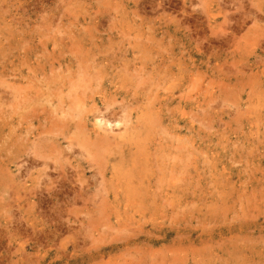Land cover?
<instances>
[{"label":"rangeland","instance_id":"1","mask_svg":"<svg viewBox=\"0 0 264 264\" xmlns=\"http://www.w3.org/2000/svg\"><path fill=\"white\" fill-rule=\"evenodd\" d=\"M0 264H264V0H0Z\"/></svg>","mask_w":264,"mask_h":264},{"label":"bare ground","instance_id":"2","mask_svg":"<svg viewBox=\"0 0 264 264\" xmlns=\"http://www.w3.org/2000/svg\"><path fill=\"white\" fill-rule=\"evenodd\" d=\"M22 49V48H21ZM16 62V61H15ZM14 64V63H13ZM16 64V63H15ZM86 66V65H85ZM93 66V65H92ZM102 66V65H101ZM18 68V67H17ZM16 68V69H17ZM125 71V70H124ZM13 72H14V70H13ZM94 72V71H93ZM134 72V71H133ZM57 73V72H56ZM80 74V73H79ZM100 81V80H99ZM15 82V81H14ZM20 83V82H19ZM79 83H81V81L79 82ZM119 83V82H118ZM15 84V83H14ZM22 84V83H21ZM29 84V83H28ZM34 84V83H33ZM19 85V84H18ZM23 85V84H22ZM31 85V84H30ZM5 86H7V85H5ZM15 86V85H14ZM21 86V85H20ZM29 86V85H28ZM121 86V85H120ZM25 87V86H24ZM14 89H15V87H13ZM116 88V87H115ZM119 88V87H118ZM13 89V90H14ZM18 89V88H17ZM19 89H21V87L19 88ZM25 89V88H24ZM33 89V88H32ZM53 89V88H52ZM22 90H23V88H22ZM26 90V89H25ZM122 90V89H121ZM18 92H20L19 90H18ZM24 92V91H23ZM35 92H37V91H35ZM118 92H119V90L117 91L116 89H115V94H118ZM21 93V92H20ZM43 93V92H42ZM17 94V93H16ZM16 94H15V96H16ZM25 95V94H24ZM28 95V94H27ZM18 97H21V96H18ZM125 97V96H124ZM57 98V97H56ZM122 98V97H121ZM126 98V97H125ZM19 99V98H18ZM109 99V98H108ZM124 98H122V100H123ZM32 100V99H31ZM24 101V100H23ZM22 101V102H23ZM49 101V100H48ZM103 101V100H102ZM101 101V102H102ZM125 101V100H124ZM131 101V100H130ZM129 101V102H130ZM18 102V101H17ZM127 102V101H126ZM16 103V102H15ZM19 103V102H18ZM107 103V102H106ZM105 103V104H106ZM136 103V102H135ZM27 103H25L24 105H26ZM28 104H30L29 102H28ZM27 104V105H28ZM34 104H36V103H34ZM104 104V103H103ZM132 104H134L133 102H132ZM8 105H10V106H13L12 105V101H11V103H9ZM17 106H19L18 104H17ZM126 106H127V104H126ZM125 106V107H126ZM133 106V105H132ZM136 106H138V105H136ZM13 107H15V105L13 106ZM20 107V106H19ZM26 107V106H25ZM134 107V106H133ZM24 108V107H23ZM83 108V107H82ZM16 109V108H15ZM14 109V110H15ZM43 109V108H42ZM127 109V108H126ZM130 109H131V106H130ZM128 110V109H127ZM135 111H136V109H134ZM28 111V110H27ZM26 111V112H27ZM123 111V110H122ZM121 111V112H122ZM126 111V110H125ZM124 111V112H125ZM83 112V111H82ZM126 112H128V111H126ZM126 112H125V114H126ZM133 112V111H132ZM32 113V112H31ZM129 113V112H128ZM75 115H79L80 113H76V110H75V113H74ZM40 116V115H39ZM61 116V115H60ZM126 116V115H125ZM125 116H123V117H125ZM38 117V116H37ZM39 118V117H38ZM43 118H45V117H43ZM84 119L85 120H83V123H82V129H81V136L83 137L82 139H80V140H78L79 141V143H81L83 146H84V143H86V144H89V143H93V144H95V143H109L110 144V142H107V139L105 140V139H102L100 136H99V133L98 132H96V130L94 129V128H92L91 129V127L89 128V126H88V120H87V117H84ZM93 119V118H92ZM37 120V119H36ZM97 120V119H96ZM99 120V119H98ZM124 120V119H123ZM130 120V119H129ZM46 121V120H45ZM90 121V120H89ZM100 122V121H99ZM49 123V122H48ZM121 123V122H120ZM95 124V123H94ZM99 123H97V125H98ZM108 124V123H107ZM111 123H109L108 125H110ZM127 124V123H126ZM135 123L133 122V125H134ZM130 126V125H129ZM45 127V126H44ZM36 128H37V126H36ZM35 128V129H36ZM48 128V127H47ZM95 128H98V130L100 129L98 126L97 127H95ZM102 128V127H101ZM130 128H132V126H130ZM62 129V128H61ZM15 130V129H14ZM44 130V129H43ZM49 130H50V128H49ZM36 131V130H35ZM47 131V130H46ZM106 131V130H105ZM45 132V131H44ZM103 132H104V130H103ZM70 134V133H69ZM101 134V133H100ZM103 136V138H104V135H102ZM108 136V135H107ZM39 137V136H38ZM80 137V136H79ZM114 138V137H113ZM37 139V138H36ZM44 140L43 138H40V140ZM92 139H93V141H92ZM95 139V140H94ZM176 139V138H175ZM42 140L40 141V143H42ZM189 140V139H188ZM39 141V140H38ZM38 141H36V142H38ZM45 141V140H44ZM43 141V142H44ZM47 141H48V138H47ZM14 142V141H13ZM34 142H35V140H34ZM192 142V141H191ZM101 144V145H102ZM34 145V144H33ZM90 145V144H89ZM88 145V146H89ZM92 145V144H91ZM104 145V144H103ZM119 145H121V144H119ZM118 144H117V146H119ZM124 145V144H123ZM39 146V145H38ZM105 146V145H104ZM103 146V147H104ZM114 146V145H113ZM34 147V146H33ZM95 147H98V146H95ZM102 147V148H103ZM123 148V147H122ZM31 149H33V148H31ZM120 149V148H119ZM123 149H125V148H123ZM101 151V150H100ZM99 151V152H100ZM111 151V150H110ZM121 151V150H120ZM34 152V151H33ZM117 152H119V150L117 151ZM116 152V153H117ZM124 152H127V151H124ZM130 153V152H129ZM38 154V153H37ZM122 154V153H121ZM127 154V153H126ZM39 155V154H38ZM119 155H120V153H119ZM129 155V154H128ZM127 155V156H128ZM120 156H122V155H120ZM117 157H118V155H117ZM129 157H130V155H129ZM45 159H47L46 157H45ZM49 160V159H48ZM43 161V160H42ZM52 163V162H51ZM140 163H142V162H140ZM130 164V163H129ZM143 164V163H142ZM123 165V164H122ZM144 165V164H143ZM217 167V166H216ZM214 168V167H213ZM218 168V167H217ZM220 170V169H219ZM216 171V170H215ZM214 171V172H215ZM218 171V170H217ZM217 173V172H216ZM219 173V172H218ZM105 178V177H104ZM103 178V179H104ZM136 179V178H135ZM105 181V180H104ZM132 181V180H131ZM113 182V181H112ZM111 182V183H112ZM215 182V181H214ZM138 183V182H137ZM217 183H219L218 181H217ZM216 183V184H217ZM116 184H117V182H116ZM111 185V184H110ZM122 186V185H121ZM115 188H117V187H115ZM130 189V188H129ZM143 189V188H142ZM144 190V189H143ZM114 191H117V190H114ZM113 191V192H114ZM127 192V191H126ZM122 194V193H121ZM115 195V194H114ZM124 197V196H123ZM113 198V197H112ZM136 200V199H135ZM134 200V201H135ZM116 201V200H115ZM132 201H133V198H132ZM137 201V200H136ZM165 201V200H164ZM163 201V202H164ZM128 202V201H127ZM126 202V203H127ZM131 202V201H130ZM133 203V202H132ZM135 204V203H134ZM136 205V204H135ZM129 207V206H128Z\"/></svg>","mask_w":264,"mask_h":264}]
</instances>
